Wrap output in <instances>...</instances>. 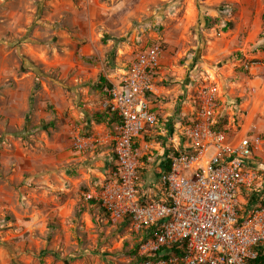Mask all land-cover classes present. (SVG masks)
<instances>
[{
  "label": "rangeland",
  "instance_id": "1",
  "mask_svg": "<svg viewBox=\"0 0 264 264\" xmlns=\"http://www.w3.org/2000/svg\"><path fill=\"white\" fill-rule=\"evenodd\" d=\"M154 42L163 123L213 81L224 124L264 134V71L247 68L264 61V0H0V264H137L142 231L85 196L108 178L110 145L79 153L72 137L113 128L93 118L102 77Z\"/></svg>",
  "mask_w": 264,
  "mask_h": 264
},
{
  "label": "built area",
  "instance_id": "2",
  "mask_svg": "<svg viewBox=\"0 0 264 264\" xmlns=\"http://www.w3.org/2000/svg\"><path fill=\"white\" fill-rule=\"evenodd\" d=\"M163 53L158 42L145 46L106 87L103 107L118 116L111 130L72 137L76 152L109 144L116 160L110 177L85 196L111 222L129 218L136 233L156 224L139 246L146 258L138 264H254L264 245V134L254 124L234 132L224 124L217 82L191 91L192 109L168 136L163 196L147 199L139 192L140 159L152 149L144 134L159 123L152 96L159 93ZM260 67L264 71V61L247 64L257 76Z\"/></svg>",
  "mask_w": 264,
  "mask_h": 264
},
{
  "label": "crops",
  "instance_id": "3",
  "mask_svg": "<svg viewBox=\"0 0 264 264\" xmlns=\"http://www.w3.org/2000/svg\"><path fill=\"white\" fill-rule=\"evenodd\" d=\"M130 61H129L128 65L126 66V68L123 70V72L128 68ZM162 61H163V59H162ZM163 66H164V62H163ZM163 66H162V68H163ZM162 68H161V73H162ZM116 77H114L113 79H110V82L115 81ZM160 79H161V75L159 76L158 81H160ZM254 81H255V79L252 80V82H254ZM256 85H258V84H256ZM158 87H159V85H158ZM262 87H264L263 84H262ZM158 91H159V89H158ZM154 96H159V93L157 95H153L152 97H154ZM188 104L190 105V109H187L185 112L190 111L192 109L191 104L190 103H188ZM104 109L105 108L102 106L101 110H104ZM154 110L158 113V111L155 109V107H154ZM158 116H159V123H160L161 118H160L159 113H158ZM180 119H181L180 116L176 117L174 120H172L168 124L163 123L161 121L162 122L161 125L158 123L155 127L150 128L147 131V133L144 134V137L152 143V149H150L149 151L144 150V152L142 153L141 159H140L139 192H140V194L145 195L147 199L161 198L163 196V190H162V186L160 184V176L166 170L165 169L166 164H167V162H169V159H167V153L169 152L167 140H168V136L170 134H173L174 130L178 129ZM112 125H114V123H112ZM97 126H99L101 128L106 127L105 123H101ZM232 132H234V131H232ZM257 132H259V131H257ZM260 133H262V132H260ZM109 155H110L109 160H110L111 166L109 168L108 178L111 175V171H112L111 169L115 166V163H116V160L114 158V154L111 150V147H110ZM261 155L263 156V151L261 152ZM261 158L259 159L260 162H262Z\"/></svg>",
  "mask_w": 264,
  "mask_h": 264
},
{
  "label": "trees",
  "instance_id": "4",
  "mask_svg": "<svg viewBox=\"0 0 264 264\" xmlns=\"http://www.w3.org/2000/svg\"><path fill=\"white\" fill-rule=\"evenodd\" d=\"M233 25V22L230 21L227 23V25L225 26V30H227L228 28H230L231 26ZM103 85L105 86H108L110 85V81H108L107 79H105L104 77H102V81ZM102 85V86H103ZM93 118L94 120L97 122V123H102V122H105L107 124H112V123H115V122H118V116H116L115 114H113L112 112H110L108 109H104V110H101V111H98V112H95L94 115H93ZM223 121V120H222ZM224 122V121H223ZM170 168V164L169 162H167L166 164V170H169ZM94 203H98L97 201L95 200H90ZM256 202V197L253 196L252 198L248 199V202H247V206L250 207L252 206L254 203ZM99 204V203H98ZM124 221H126V224H130V219L129 218H126L124 219ZM156 226V224H155ZM153 226V227H155ZM152 227V228H153ZM152 228H149V229H144L142 231V239L140 240V242L134 247V249L132 250V254H134V256H136V259H137V264L144 258H146V256H141L139 254V246L140 244L145 241L150 235H152ZM257 249H259V253H258V256L253 260V263L254 264H264V245L263 246H259L257 247ZM148 258V257H147Z\"/></svg>",
  "mask_w": 264,
  "mask_h": 264
}]
</instances>
